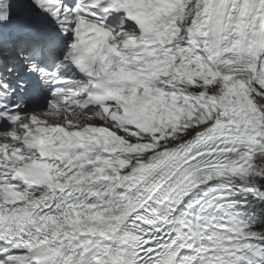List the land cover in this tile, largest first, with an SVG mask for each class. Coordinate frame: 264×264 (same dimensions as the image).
<instances>
[{"label": "snow or ice", "instance_id": "6c2138e0", "mask_svg": "<svg viewBox=\"0 0 264 264\" xmlns=\"http://www.w3.org/2000/svg\"><path fill=\"white\" fill-rule=\"evenodd\" d=\"M0 264H264V0H0Z\"/></svg>", "mask_w": 264, "mask_h": 264}]
</instances>
